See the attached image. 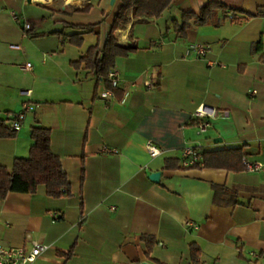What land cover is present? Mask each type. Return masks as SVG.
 <instances>
[{
	"label": "crops",
	"instance_id": "0c3cea01",
	"mask_svg": "<svg viewBox=\"0 0 264 264\" xmlns=\"http://www.w3.org/2000/svg\"><path fill=\"white\" fill-rule=\"evenodd\" d=\"M209 2L225 8L179 37L173 22ZM120 6L0 0V123L11 128L23 103L32 106L14 137L0 138V165L27 157L30 129L40 125L50 129L69 183L66 197L39 185L0 200V246H47L33 264H264V169L189 170L180 161L190 146L199 154L237 149L243 161L264 164V48L252 50L264 44V0H172L157 19L130 18L115 33L119 44L137 47L112 70L123 103L71 64L102 43ZM96 23L98 36L82 35L79 47L68 42L76 33L68 25ZM192 43L208 47L205 58L186 53ZM201 105L216 112L203 134L194 118ZM143 237L153 239L150 248Z\"/></svg>",
	"mask_w": 264,
	"mask_h": 264
},
{
	"label": "trees",
	"instance_id": "16d2710c",
	"mask_svg": "<svg viewBox=\"0 0 264 264\" xmlns=\"http://www.w3.org/2000/svg\"><path fill=\"white\" fill-rule=\"evenodd\" d=\"M172 0H121V6L114 15L113 22L109 26L107 33L100 45L90 46L77 61L72 62L75 69L87 71L95 78L100 79L107 90L120 100L123 93L117 94V89L111 86L108 74L114 69L115 60L119 57H127L137 50L135 45L119 44L115 33L119 29H124L130 18L145 17L157 19L162 12L170 5ZM225 7L219 3L209 2L200 9L198 14L192 12L182 13L179 21L172 24L173 30L179 37L185 35L192 22L205 24L211 21L216 13ZM233 15V14H232ZM245 17H250L249 15ZM234 20V16L232 17ZM76 33L66 36L68 42L76 47L82 44V35H99L100 23L93 25H68ZM165 34H162L164 38ZM264 44L258 41L253 44V52L260 53ZM264 55L260 56V58ZM16 132L0 123V138L14 137ZM30 139L32 141L27 157L15 158L11 168L8 169L0 165V200H3L9 192L34 193L39 185L44 186L47 196L60 198L69 196V183L67 175L64 173L59 158L52 153L50 148V129L35 125L30 129ZM195 148V147H194ZM196 149V148H195ZM200 161L182 168H225L229 170H245L242 155L237 149H228L216 152H204L199 154ZM202 158V159H201ZM240 166H237V164ZM173 161L167 165L168 168H176ZM148 248L153 243L151 237H143ZM192 258L195 259L199 252L198 248L192 245ZM69 254L66 256L68 257Z\"/></svg>",
	"mask_w": 264,
	"mask_h": 264
},
{
	"label": "built area",
	"instance_id": "2783aa9c",
	"mask_svg": "<svg viewBox=\"0 0 264 264\" xmlns=\"http://www.w3.org/2000/svg\"><path fill=\"white\" fill-rule=\"evenodd\" d=\"M229 19H232L233 15L231 13L227 14ZM12 18L17 19L16 15L12 13ZM22 30L25 33L30 30L28 23H24ZM186 53L193 54L196 58H205L208 53V47L203 44L192 43L187 47ZM209 65H214L210 63ZM21 70L24 72H30L32 70V65L30 63H25L20 66ZM108 80L113 88L117 86L116 75L113 71L108 74ZM30 91H22L21 95L29 96ZM252 94H255L253 91ZM104 95H112V91L107 90ZM126 93L122 95L119 100L121 103L125 101ZM32 110V106L29 103H23L22 109L18 111L11 122V130L18 132L21 128L22 122L26 112ZM215 110L213 108L206 107L204 105L199 106L194 112V118L197 121V130L199 133L203 134L207 131L210 126L211 120L215 117ZM146 151L151 157H156L159 155L160 150L150 141L145 145ZM181 165L184 167L191 166L198 161H200V156L194 147L186 146L181 151ZM245 171L254 173L261 169H264V164L258 162L244 161L243 162ZM47 249V246L42 245L37 241H31L29 247L19 246V247H2L0 246V264H33L37 258L42 255V253ZM252 257L262 258L257 256L255 253H250ZM264 259V258H262Z\"/></svg>",
	"mask_w": 264,
	"mask_h": 264
},
{
	"label": "water",
	"instance_id": "95a60500",
	"mask_svg": "<svg viewBox=\"0 0 264 264\" xmlns=\"http://www.w3.org/2000/svg\"><path fill=\"white\" fill-rule=\"evenodd\" d=\"M114 1H115V0H110V3L113 4ZM215 140L220 141V139H214V142H215ZM159 177H160V173H159V172H154V173H151V174L149 175V179H150L151 181L155 182V183L158 182Z\"/></svg>",
	"mask_w": 264,
	"mask_h": 264
},
{
	"label": "bare ground",
	"instance_id": "6f19581e",
	"mask_svg": "<svg viewBox=\"0 0 264 264\" xmlns=\"http://www.w3.org/2000/svg\"><path fill=\"white\" fill-rule=\"evenodd\" d=\"M68 1H72V0H68ZM68 3V2H67ZM77 3V2H76Z\"/></svg>",
	"mask_w": 264,
	"mask_h": 264
}]
</instances>
